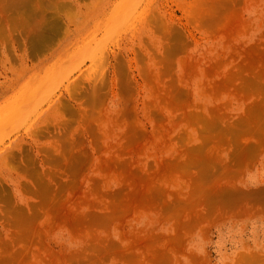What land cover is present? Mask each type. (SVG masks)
<instances>
[{
    "label": "rangeland",
    "instance_id": "374dc122",
    "mask_svg": "<svg viewBox=\"0 0 264 264\" xmlns=\"http://www.w3.org/2000/svg\"><path fill=\"white\" fill-rule=\"evenodd\" d=\"M0 264H264V0H0Z\"/></svg>",
    "mask_w": 264,
    "mask_h": 264
},
{
    "label": "bare ground",
    "instance_id": "6f19581e",
    "mask_svg": "<svg viewBox=\"0 0 264 264\" xmlns=\"http://www.w3.org/2000/svg\"><path fill=\"white\" fill-rule=\"evenodd\" d=\"M25 108H26V107H25ZM25 108H24V109H25Z\"/></svg>",
    "mask_w": 264,
    "mask_h": 264
}]
</instances>
